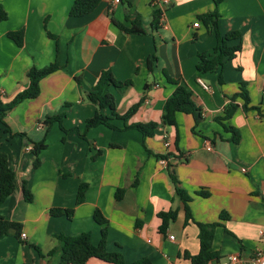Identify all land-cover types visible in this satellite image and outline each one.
<instances>
[{
  "label": "crops",
  "instance_id": "crops-1",
  "mask_svg": "<svg viewBox=\"0 0 264 264\" xmlns=\"http://www.w3.org/2000/svg\"><path fill=\"white\" fill-rule=\"evenodd\" d=\"M151 1L100 0L90 13L69 16L73 0H0L7 13L0 22L1 100L10 101L27 87L30 67L52 62L60 67L40 80L36 97L24 99L3 117L12 132L25 137L10 136L0 121V151L15 173V190L0 204V215L22 224L18 237H0V264H59V233L89 231L96 244L102 225L93 219L95 209L107 219V249L121 252L124 264L141 257L151 264H192L189 255L200 249L198 223L213 224L208 228L212 259L264 251V113L254 108L264 102V0ZM155 10L160 11L157 29L151 26ZM213 10L219 14L221 35L240 33L227 41H239L240 49L222 68L201 72L196 70L198 55L212 54L216 36L198 15ZM126 13L129 19L140 16L144 34H128L114 24L112 19L127 24ZM19 29L24 33L21 46L7 36ZM106 69L117 80L132 81L110 89L116 112L125 113L142 98L126 123L156 122L151 136L103 124L85 128L96 109L85 94ZM168 77L190 90L199 108L197 116L177 112L175 126L161 121L163 103L175 88ZM241 82L250 107L244 110L242 100H234L237 107L224 121L239 132L233 142L231 132L214 117L223 113ZM101 112L123 125L108 109ZM57 114L62 115L59 121L45 122ZM44 137L46 147L34 167L27 139ZM22 181L31 201L23 197ZM82 183L87 184L84 199L76 203ZM175 186L190 197L189 217ZM117 188H123L119 199ZM53 207L73 212L70 218L54 216L49 213ZM169 210L175 218L160 229L158 213ZM84 264L113 263L91 257Z\"/></svg>",
  "mask_w": 264,
  "mask_h": 264
},
{
  "label": "trees",
  "instance_id": "trees-1",
  "mask_svg": "<svg viewBox=\"0 0 264 264\" xmlns=\"http://www.w3.org/2000/svg\"><path fill=\"white\" fill-rule=\"evenodd\" d=\"M100 0H73L68 14L69 16H82L87 13L93 11ZM159 10L153 11V20L151 26L154 29L158 28L159 22ZM219 16L216 10L205 12L198 15L199 20H201L204 27L209 32H214L216 36V44L213 47V52L210 55H205L204 53H200L198 55V61L196 63V70L201 72L210 71L216 68H222L225 65V61L227 59L233 58L235 53L240 49V42L238 41L234 45H228L227 41L238 39L240 33L236 30L229 31L224 35H221L218 31V22L217 17ZM7 18V13L0 3V22ZM114 24L124 32L128 34H144L145 30L142 25V21L138 14L131 19H129V14L126 13L125 21L127 24L122 23L121 21H116L112 19ZM7 36L11 38L18 46L23 44L24 33L22 29L19 30H11L7 32ZM154 58V57H153ZM153 59H147V65L150 69ZM60 67L56 62H52L46 66L41 68L30 67L26 71V77L28 78V85L23 90L19 91L15 94V96L7 102H3L0 98V121L4 125V131L9 133L10 136L19 135L21 137H25L24 133L12 132L10 128L4 121V116L6 113L14 108L17 104H19L24 99L34 98L39 94L40 91V80L47 75L53 73L58 70ZM220 80V76L218 78ZM168 81L175 84V88L172 94L167 97L162 106V115L161 121L167 125H176V113L182 112L186 114H191L193 116L199 115V108L192 99V93L188 90L183 84L179 83L178 80H174L171 77H168ZM132 81L130 79L120 81L117 80L110 69L102 70L95 82L86 92L85 96L88 101L93 103L96 106V109L92 116L87 118L85 122V128H90L97 126L99 124H103L109 128L117 129V130H125L134 128L141 132V134L145 136H151L156 128V122H136L127 124V119L136 111L138 106L140 105L142 98L131 105L127 111L123 114H118L116 112L115 106V98L113 93L111 92V88L114 87L116 89H120L122 87H126L130 85ZM236 98L242 100V108L247 110L249 106V95L248 90L246 88V83L241 82L239 84V90L234 93L230 97V102L224 108V111L221 115L214 117L215 121L223 126L226 131L231 132L230 139L233 142H237L239 140V132L233 126H228L224 123L234 112L237 107V103L234 101ZM260 113L263 115L264 113V102L259 106H255ZM102 109H108L110 111V115L121 119L123 121L122 126H117L113 122H111V117L102 113ZM61 114L47 116L45 118V122L49 125L54 121H59L61 118ZM27 139V138H26ZM28 143L31 144V152L34 155L33 166L36 167L39 164L38 154L42 149L46 147L45 137L39 141H32L31 139H27ZM164 157V156H161ZM172 180L176 183V178L174 175H171ZM87 188L86 183H82L79 185L77 194H76V203H80L84 199V192ZM22 194L26 201H31L32 194L27 187L26 181H22L21 184ZM15 190V173L14 170L9 166L7 154L0 151V204ZM176 195L182 200L186 217H189V207L188 202L190 197L187 193L180 188L179 186H175ZM123 194V188H117L115 191V198H121ZM73 210L71 208H58L53 207L49 209V213L51 215H62L65 214L69 218L72 215ZM158 216L161 218L160 229L166 225L169 219L175 218V212L172 210L166 212H159ZM93 219L98 224L102 225L100 230V239L96 244H93L90 240V232L83 231L77 235H66L63 233H59L56 235V238L60 241V258L59 264H84L89 258L95 257L101 259L106 262H110L113 264H124L122 253L119 251H110L106 247V235H107V219L102 215V213L95 209L93 212ZM213 224H203L198 223L199 227V241H200V249L196 255H189L192 264H206L210 259L214 258L215 254L210 249L211 243V233L208 230L209 226ZM22 224L17 221L8 220L0 215V237L2 235L13 234L16 237L20 234ZM40 253V250L36 248ZM54 250H50L47 254H52ZM132 264H151L147 257H141L134 261Z\"/></svg>",
  "mask_w": 264,
  "mask_h": 264
},
{
  "label": "built area",
  "instance_id": "built-area-1",
  "mask_svg": "<svg viewBox=\"0 0 264 264\" xmlns=\"http://www.w3.org/2000/svg\"><path fill=\"white\" fill-rule=\"evenodd\" d=\"M120 0H111L112 4L119 3ZM160 3H168V0H152L150 2L151 5ZM198 21L193 23L194 27H198ZM200 85L205 89L208 90V86L203 83L200 79H198ZM169 144V140H165V145ZM244 170V169H242ZM264 198V193H262ZM25 234L21 233V238H24ZM264 238V234H262ZM169 239H173L172 235H169ZM206 264H264V251L260 249L254 250L248 256H241L239 253H232L226 256L224 259H210Z\"/></svg>",
  "mask_w": 264,
  "mask_h": 264
}]
</instances>
